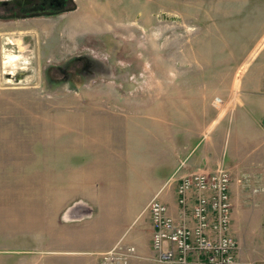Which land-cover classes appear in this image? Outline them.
Here are the masks:
<instances>
[{
    "label": "rangeland",
    "instance_id": "rangeland-1",
    "mask_svg": "<svg viewBox=\"0 0 264 264\" xmlns=\"http://www.w3.org/2000/svg\"><path fill=\"white\" fill-rule=\"evenodd\" d=\"M65 1L75 7L29 17L10 12L12 0L0 1V154L53 160L55 141L62 142V155L75 154L77 163L87 155L90 166L109 174L105 188L120 208L102 209L101 217L77 225L72 222L93 209L81 202L61 217L63 194L55 204L54 189L46 188L34 194L45 205L29 215L20 206H0V250L27 264H77L119 236L107 252L134 245L131 264H170L154 258L152 199L145 202L159 181L164 194H175L168 184L179 170L165 167L153 175L157 156L174 159V153L132 123L133 115L143 118L162 106L200 113L198 120L173 117L175 129L195 128L178 138L201 141L196 154L208 148L230 170L238 257L242 264H264V0ZM83 17L89 24L72 27ZM118 123L128 125L125 136L114 126L119 140L110 148L91 151L81 144L82 135L103 133L98 125ZM78 124L83 134L67 129ZM15 138L22 141L11 142ZM20 215L25 221L8 222Z\"/></svg>",
    "mask_w": 264,
    "mask_h": 264
},
{
    "label": "crops",
    "instance_id": "crops-1",
    "mask_svg": "<svg viewBox=\"0 0 264 264\" xmlns=\"http://www.w3.org/2000/svg\"><path fill=\"white\" fill-rule=\"evenodd\" d=\"M0 1H6V0H0ZM2 6H5L7 8L8 4L2 3ZM15 3H11L10 12L18 13L20 9H17V7H14ZM2 15V14H1ZM0 15V16H1ZM8 15L5 16L7 19ZM29 17V16H26ZM70 17V16H69ZM4 18V17H3ZM59 18V17H58ZM70 18L67 17V20ZM89 19V18H88ZM88 19L83 17L82 21L75 22L74 26L77 27L78 23L82 25L89 24ZM68 23V22H67ZM42 28H46L44 25L46 23H39ZM70 24V23H69ZM67 25L70 29V25ZM49 26V24H48ZM154 111H150L148 113V116L145 115L143 118L140 116L141 114L133 115V122L134 123V129L135 130H141L145 132V135H147L151 140H154L156 142H160L164 144L163 151L165 152L166 149L173 152L175 158L172 159V156L170 155H158L156 160L153 161V175L156 174V171H159L160 169H163L165 167H172L171 172L175 166H177L176 170H179L176 176L172 177L170 184L174 183L175 185V194L170 191L169 194H164L165 192V183L162 184V181L157 184L161 187H158L157 191L155 192V195L159 194L160 197L164 194V199L161 198L165 203L169 206V212L172 214L176 219L180 220L183 217V211L180 207L178 200H177V184H178V178L182 173L185 172H191L195 170H214L220 165H224L223 162L220 160L219 157L211 156L210 155V149L208 148L204 150L202 153H197V150L199 148V145L201 144V141L199 142H186L187 140L179 139L178 136H181V133H187V131L195 128H189V127H178V129H175V126L173 124V117L176 116H184L187 120L190 118H196L197 120L200 118V113H195L194 111H181V113H170V111H166L167 107H153ZM146 116L148 118H146ZM126 118L125 116H123ZM145 118V119H144ZM127 124H130L126 122ZM123 126L122 124L112 125L109 124L104 125L100 124L99 129L103 133L99 134V136H89V134L82 135L80 139L81 144L85 145V147L88 150H99L101 148H110V145L114 140L118 141L119 139L116 138L113 134L114 126H117L119 129H123V134L125 136V131L128 125ZM178 126V125H176ZM84 126H80V124L75 126H69L67 129L69 132H77ZM180 128V129H179ZM187 128V129H186ZM90 129V128H88ZM186 129V130H185ZM91 131L93 129H90ZM96 131V129L94 130ZM79 134H83V131L80 130ZM187 135V134H185ZM22 141L20 139H13L11 142L15 141ZM55 144H60L58 147V154H55L52 158H46V156H33L28 153L20 154V155H13V153L10 154H0V184H3V187L0 188L1 194L0 198H3L0 200L1 204L0 206H4L5 208H12L13 206H20L23 210V212H34L35 209L38 207H42L45 205L44 202H40L36 200V195L38 191L43 192L46 188L48 189H54L55 197L53 198V201L56 203V199L61 200V194H63V201L64 204L61 206L58 205L60 208H62V213L64 210H70L75 207L77 203H81L82 205L90 206L93 211L91 216L85 218L84 220L81 219V221L78 222H72L77 225L83 224V222H86L88 220H92L96 217L97 213L98 216H102V213H100L102 209L110 208L112 207L114 210H117L120 208V201L117 199V195L113 194V192L110 194H107L108 190L105 188L107 185L109 179V174L106 171H103L101 168H95L90 166L91 159L86 156H79L81 157L80 162L74 161V158H76L75 154H69V155H62L60 151H63L66 147H63L62 142L55 141ZM217 145L216 142L213 141V144L210 147H214ZM66 146V145H64ZM213 148V149H214ZM212 149V148H211ZM78 157V155H77ZM181 158V159H179ZM53 161V165L49 162ZM222 162V163H221ZM42 164V165H41ZM92 165V164H91ZM181 167V168H180ZM180 168V169H179ZM157 175V174H156ZM178 177V178H177ZM233 183V182H232ZM15 184V185H13ZM13 185V186H9ZM14 192H17L19 194L18 197H13L11 194ZM233 191V190H232ZM172 193V195H171ZM174 194V196H173ZM58 195V197H57ZM154 195V196H155ZM154 196L149 198L145 202V206L147 205L148 201L152 199ZM233 196V193H232ZM234 203L236 202V198L233 196ZM192 205V204H191ZM144 206V208H145ZM40 207V208H41ZM26 210V211H24ZM29 210V211H28ZM86 211H83L82 213H85ZM190 212H187V214L190 215ZM115 214H118L117 211ZM20 216H13L8 219V222L11 224H17V220L25 221L24 217ZM117 219V217H116ZM234 221V220H233ZM77 228V227H76ZM79 229V227H78ZM77 231V229H76ZM152 235L150 238V242L152 245V237H153V225H152ZM81 233V232H80ZM14 236L13 234H8ZM7 236V235H6ZM36 241H42L44 240L43 237L39 235H35ZM109 239V237H108ZM121 238L119 236L112 237L111 239L106 241V245L100 244L95 250L89 251L88 257L84 259H78L77 264H100L99 259L100 256L103 255V252L107 253V250L110 249L118 240ZM72 239L69 237L68 239H65L64 241H71ZM89 240L88 237H81L82 242H87ZM74 241V240H73ZM76 241V240H75ZM76 241V242H78ZM103 240L101 239V242ZM133 242V241H132ZM135 243V242H134ZM1 249V248H0ZM1 251V250H0ZM76 252H85V251H76ZM80 257V255H78ZM27 259H25L23 256H17V257H10V254H8L6 251L0 252V264H27ZM52 264H61L60 260L51 262Z\"/></svg>",
    "mask_w": 264,
    "mask_h": 264
},
{
    "label": "built area",
    "instance_id": "built-area-1",
    "mask_svg": "<svg viewBox=\"0 0 264 264\" xmlns=\"http://www.w3.org/2000/svg\"><path fill=\"white\" fill-rule=\"evenodd\" d=\"M232 182L231 172L224 165L182 173L177 184V200L183 211L180 220L170 214L159 194L152 198L147 209L153 224L156 261L242 264L237 254L238 242L232 235ZM119 248L120 251L104 253L100 264H131L137 256L136 247L124 244Z\"/></svg>",
    "mask_w": 264,
    "mask_h": 264
},
{
    "label": "trees",
    "instance_id": "trees-1",
    "mask_svg": "<svg viewBox=\"0 0 264 264\" xmlns=\"http://www.w3.org/2000/svg\"><path fill=\"white\" fill-rule=\"evenodd\" d=\"M14 7L20 9L18 15L33 16L38 14L60 13L64 10L73 9L75 6L70 4L68 7L65 0H12Z\"/></svg>",
    "mask_w": 264,
    "mask_h": 264
}]
</instances>
